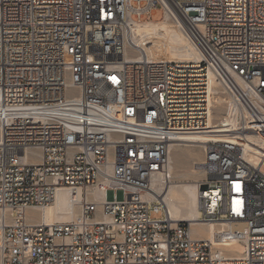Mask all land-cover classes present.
Instances as JSON below:
<instances>
[{"label": "built area", "instance_id": "2783aa9c", "mask_svg": "<svg viewBox=\"0 0 264 264\" xmlns=\"http://www.w3.org/2000/svg\"><path fill=\"white\" fill-rule=\"evenodd\" d=\"M158 8L198 59L169 57L154 34L132 40L130 22ZM209 72L239 108L216 132L242 138L201 146L198 220L242 223L216 233L240 255L171 220L152 189L169 177L171 142L215 132ZM252 97L264 105V0H0V264H264ZM59 187L81 192L79 214L46 222Z\"/></svg>", "mask_w": 264, "mask_h": 264}, {"label": "bare ground", "instance_id": "6f19581e", "mask_svg": "<svg viewBox=\"0 0 264 264\" xmlns=\"http://www.w3.org/2000/svg\"><path fill=\"white\" fill-rule=\"evenodd\" d=\"M169 20L160 19L159 21L153 20H140V21H132L130 22V37L134 42H137L143 36H148L151 34L157 35L161 38V42L165 46V51L167 53V38L169 35H175L177 32L171 28V25L168 22ZM175 26L180 30L178 25L174 20H171ZM149 24H161V34L156 33L154 29L151 30L152 26ZM182 33V31L180 30ZM183 34V33H182ZM186 38V36L183 34ZM173 37V36H172ZM187 39V38H186ZM188 40V39H187ZM190 45L193 47L195 51L194 56H185L182 59H198L199 53L194 44L188 40ZM169 57L172 56L167 53ZM174 56V55H173ZM177 57V56H175ZM180 57V56H179ZM181 58V57H180ZM179 59V58H177ZM209 84L211 83V79L215 76L212 72H209ZM231 81L240 88H245L244 83L236 74L229 75ZM216 80V79H215ZM213 82V81H212ZM218 82V81H217ZM211 90L215 92L216 89ZM224 90V89H223ZM225 91V90H224ZM219 93V92H218ZM227 93V92H226ZM215 95V94H214ZM229 98L223 99L221 96L215 98V102H219L221 100H226L227 108H229L235 117L238 116L239 108L233 104L234 96L228 95ZM221 97V98H220ZM255 104L260 108V110H264V105L258 100L256 97H252ZM222 102V101H221ZM211 115L208 120V131H215L214 133H207L204 136L200 137V139L193 138H180L176 142H171L169 145V153H168V167H169V177H171V171H174V163L179 166V158L181 155H187L189 158L193 155V150L190 148L186 149L184 153L181 152V146H199L201 147L204 142L209 141L211 139H231L237 142H240L239 139L242 138L240 133H231V132H216V131H227L228 129L224 128L227 118L219 119L218 121H213ZM218 118V117H217ZM234 119V118H233ZM183 151V150H182ZM193 162V170L198 171L201 170L199 167L200 161H192ZM177 171V170H176ZM155 178L152 180V189L155 192V196L168 210L169 216L171 220H187L190 221L191 231L193 236H201L206 240H211L216 248H219L220 251H230L236 255H240V252L243 249L242 243L237 239H220L216 238V233L221 229H239L242 230L244 225L239 222H202L198 220L199 217V188L198 181L199 180H190L188 182H174L172 180ZM151 196V194H149ZM92 196L97 199L100 196V193L94 192ZM82 198L81 192L77 191L75 194L70 193L68 188L59 187L56 190L55 196L51 204L44 211V220L46 222H54V221H70L76 218L79 214V200ZM32 212H29V214Z\"/></svg>", "mask_w": 264, "mask_h": 264}, {"label": "rangeland", "instance_id": "374dc122", "mask_svg": "<svg viewBox=\"0 0 264 264\" xmlns=\"http://www.w3.org/2000/svg\"><path fill=\"white\" fill-rule=\"evenodd\" d=\"M162 16V11L158 8L151 14V19L153 21H159ZM170 21V22H169ZM169 24L171 25V28L175 30L177 33L175 35H169L167 38V53H169L172 58H179L182 59L185 56H194L195 57V51L193 47L190 45L188 40L183 36V34L180 32V30L175 26V24L169 20ZM152 26L151 30L154 29L156 33H162L161 31V24H149ZM147 36V35H146ZM174 55V56H173ZM177 56V57H175ZM181 58H180V57ZM213 81V82H212ZM210 86L215 87L214 89L216 93H214V97L216 98L221 96L223 99H228L229 96L226 93L225 86H220V83L217 82L214 78L211 79ZM225 91H224V90ZM219 92V93H218ZM220 97V98H221ZM226 100H221L219 102L214 103L213 107V114H210L213 118V121H218L220 119V116L222 115V112L227 107ZM218 117V118H217ZM190 148L193 150V155L189 158L187 155L183 154L181 155V158H179V166L174 163V171H171V177H169L170 180L174 182H188L194 180H202L205 178V172L201 169L198 171H192L193 170V162L192 161H200L202 160L203 154H202V147L199 146H192V147H186L181 146V152L185 154V150ZM33 158H36V156H33ZM200 167V166H199ZM177 170V171H176ZM153 217H161V212H152L151 213Z\"/></svg>", "mask_w": 264, "mask_h": 264}]
</instances>
